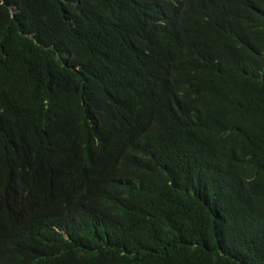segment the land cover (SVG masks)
I'll return each instance as SVG.
<instances>
[{"label": "trees", "instance_id": "trees-1", "mask_svg": "<svg viewBox=\"0 0 264 264\" xmlns=\"http://www.w3.org/2000/svg\"><path fill=\"white\" fill-rule=\"evenodd\" d=\"M0 264H264V0H0Z\"/></svg>", "mask_w": 264, "mask_h": 264}]
</instances>
